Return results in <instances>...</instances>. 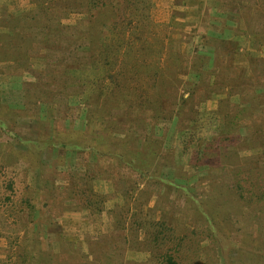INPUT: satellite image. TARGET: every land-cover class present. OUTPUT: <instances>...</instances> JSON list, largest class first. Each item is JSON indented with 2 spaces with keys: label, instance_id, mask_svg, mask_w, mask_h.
Masks as SVG:
<instances>
[{
  "label": "rangeland",
  "instance_id": "1",
  "mask_svg": "<svg viewBox=\"0 0 264 264\" xmlns=\"http://www.w3.org/2000/svg\"><path fill=\"white\" fill-rule=\"evenodd\" d=\"M54 1L53 22L47 19L48 24L44 23L51 35L57 16L67 27L78 26L90 16L86 6L61 13L63 7L81 0ZM221 1L150 0L137 15L128 7L123 21L120 10L105 9L103 14L92 9L88 19L91 30L99 29L98 36L109 50L100 48L98 38L94 45L78 46L77 51L85 56L70 59L69 52L58 53V61H74L79 63L76 67L65 65L47 73L52 66L46 50L22 37L28 19L17 22L16 37H5L7 20L32 13L35 1L0 0V119L14 128L19 138L57 136L64 142L75 139L82 143L95 139L101 145L108 140V151L124 148L128 153L141 152L142 161H147L146 173L176 178L178 184L187 186L195 197L209 204L208 212L225 242L213 245L208 235H200L205 227L198 230V213L191 210L189 229L179 220L176 223L179 264H264V125L251 121L250 130L242 126L233 132L230 140L219 146L227 167L212 172L210 162L196 164L197 145L203 142L206 151L213 140L211 131H190L188 136L180 131L187 122L180 119L181 109L202 113L201 119L213 115L212 130L221 132L227 121L223 109L240 103L239 94L215 82L213 70H227L237 77L242 73L244 79L264 75L256 70L259 66L264 70V34H256L259 28L254 23L250 28L255 33L248 32L247 24L248 20L263 24L264 0H241L239 13L223 10ZM105 19L106 24L99 26ZM75 37L69 36L71 46L80 39ZM58 44L60 49L67 46L56 38ZM45 46H50L48 41ZM18 60L21 63L14 62ZM51 60L56 61V56ZM67 68L71 69L66 76L63 70ZM218 86L217 95H212V88ZM183 99L188 103L182 104ZM192 117L197 115L192 112ZM247 137L251 143H246ZM232 151L233 157H227ZM156 153L158 156H153ZM237 163L242 168L240 185L237 178L229 183L221 177L222 173H234L231 166ZM116 169L108 159L69 150L47 149L30 157L25 145L0 132V264H97L93 255L99 243L95 242L105 236L109 247L108 242L116 236L112 235L115 228L109 211L124 200L111 178ZM74 173L95 175L84 185L79 180L77 183V187L82 185L95 193L87 194L97 202L91 210L78 204L82 195L75 193ZM139 188H143L142 183ZM37 192L36 224L29 226L28 209ZM160 195L183 204L184 196L177 189L146 192L142 204L148 219L138 232L140 239L167 233L164 219L176 211L168 215L163 207L153 210ZM98 201L105 202L102 212L96 210ZM176 214L179 217L181 212ZM40 217L51 218L53 226L48 227ZM171 245L166 238L164 247ZM194 255L198 259L192 261ZM128 256L137 264L152 261L147 253L129 252ZM108 264H117V257Z\"/></svg>",
  "mask_w": 264,
  "mask_h": 264
},
{
  "label": "trees",
  "instance_id": "2",
  "mask_svg": "<svg viewBox=\"0 0 264 264\" xmlns=\"http://www.w3.org/2000/svg\"><path fill=\"white\" fill-rule=\"evenodd\" d=\"M36 3L35 10L32 11V13L14 17L7 20V23L4 27L8 29V33H6L7 40L10 37H16L17 35V22H24L26 19H28L27 25H24V28L22 30V37L24 40L33 41L34 43L42 46L46 50V58L50 59L49 63L52 68L47 69V73L56 72L61 70L65 65L72 66V68L76 67L74 61H69L67 64L62 60L58 61V53L62 56V53L69 52V58L74 55L79 56H85L84 54H81L79 51H77L78 46L83 45L86 47H89L90 45H94L97 43L98 38L100 40L99 35V29L98 30H91L93 27L90 26V20L88 19L92 15V9H96V12L103 11L105 9H113V10H120V16L121 20L123 21L126 17L125 11H127V8L129 7L133 12L137 14L140 13L143 8L148 6L150 0H81L80 4H74L70 7H64L60 10L61 13L68 12V11H74L79 10L80 7H87L88 11L90 12V16L88 19L80 23L78 26L75 27H67L59 22L60 16H57L54 18L55 21V28L53 35L51 31L47 28V19L48 21H51L53 19L51 17V11H53V8L55 6L54 0H34ZM236 2L234 0H222L221 6L223 10H232L236 13H239L242 11V3ZM230 2H232V5H230ZM235 2V4H234ZM77 3V2H74ZM104 14V12H102ZM132 14V13H131ZM64 15H61L63 17ZM93 16H95V13H93ZM264 16V15H262ZM259 19H261V16H259ZM43 20V23H42ZM100 25H105L107 22V19L100 20ZM47 24H44V23ZM53 22V21H51ZM260 22V21H259ZM254 20H248V32L252 33H259L261 36L264 34V21L263 24L259 23ZM16 23V26L15 24ZM254 23L259 28V32L253 30V28H250L251 24ZM86 26V28H85ZM252 30V31H251ZM255 31V32H253ZM69 36H72L76 39L75 36L80 38L79 40H75V46L70 45V40L73 43V39H70ZM19 37V36H18ZM56 38H59L60 42H65L67 46L65 49H60L59 44L58 46L55 45ZM48 41V45L45 46V42ZM101 41V40H100ZM104 50H109L110 46L106 43V41H101L100 48ZM5 48L10 49L9 46H6ZM63 50V51H62ZM56 56V61L51 60V57ZM4 54H1V57H3ZM220 56V54H219ZM255 60V59H253ZM261 59H258L260 61ZM17 64L21 63L19 60L14 61ZM264 63V61H263ZM256 69L264 74V70L262 69ZM71 69V68H69ZM64 69L63 72L67 76V71L69 70ZM227 70H219V71H212L214 76H216L215 82L218 83V85L222 88L229 87L230 93L236 92L239 94L240 97V103L237 105H234L233 107L229 109H223L224 114L227 117L226 124L224 126V129L221 130V132H215L213 131L212 125L215 123V118L213 115L206 116L205 118L201 119V114H198L195 112V110L183 112V109H181L182 114H180V119L187 121L183 128H180V131H182V134L187 135L190 131H211V135L213 140L209 143L208 149L205 151L202 146L203 142L200 141L199 145H197V160L196 164L198 165H204L209 164L210 162V170H224L223 168L227 165L223 164V160L221 158L222 152L219 150V146L223 145V143L226 140H230L228 137H231L233 132H237L239 128H242V126H246L248 130H250V123L251 121H258L259 123H262L264 125V75L263 76H256L254 79H244L242 73L240 75L235 76L232 75L231 72H227ZM202 73H205L204 70ZM222 75V76H221ZM72 78V77H70ZM69 78V79H70ZM61 79H64V77H61ZM73 80V79H70ZM176 81V80H174ZM239 84V85H238ZM218 87L212 88L213 93L215 94V91ZM173 87L175 88V85L173 84ZM217 94H215L216 96ZM193 96V93H192ZM191 100V97L190 99ZM189 100L183 99L182 104L188 103ZM241 104H246L245 106H242ZM192 112L194 115H197V117H192ZM191 114V117H187ZM198 120H202L197 123V126L195 123ZM187 125V126H186ZM183 129V130H182ZM255 132V129H253ZM0 132L4 134L7 138H9L11 141L20 142L21 144L25 145L27 147V151L29 156L36 157L40 153L45 152L47 149H58L60 152L65 151H72L80 154H94L95 156H98L99 158L108 159L110 163L114 164V166L117 168L116 173H112V179L116 183V191L120 192L123 196V203L116 205L113 209L109 211V213L113 218V224L115 231L112 235L116 234L109 242L107 247V237H101L98 242V250L97 253L93 255V257L96 259L97 264H108L109 259H115L117 257V264H137L134 259L128 256L129 252H135V253H147L152 259V261H149V264H179V258L176 255V252L180 248V243H178L177 240V231L178 228L176 226L177 221L179 220L184 224V226L189 229L187 222L190 220V214L189 211L194 210L198 213V218L200 219V223H196L195 225L199 227L198 230L200 232L202 231L203 227H205V230L202 231V234L208 235L211 240L213 241V245L219 244V242H225V237L223 236V232L221 229L219 230L216 227L214 217L211 215V213L208 212V209L211 207L206 202L202 201L201 199H198L195 197L191 191L187 188V186L183 184H178L176 182V178H166L159 174H151L146 173L145 167L147 166V161H142L141 158V152H138L137 154L128 153L124 148L120 152L118 151H108L107 147L110 145L108 140H104L103 145L98 144L95 139L89 140L87 142H78L75 139H72L68 142L61 141V139L56 137H44V138H33V139H25V138H19L14 128L11 127L6 121H3L0 119ZM183 135V136H184ZM210 135V136H211ZM188 136V135H187ZM250 136V135H249ZM97 138V137H96ZM193 138V137H192ZM100 140L99 138H97ZM101 141V140H100ZM246 143H251L252 139L251 137L245 138ZM182 143V142H181ZM105 149H104V148ZM162 147H160L161 149ZM156 154H153V156H158ZM161 156V152L159 154ZM234 153L233 151L231 153H228L227 157H233ZM27 157V155H25ZM223 156V155H222ZM151 157V158H150ZM172 161L175 162L176 157L174 158V153L171 155ZM213 157V160L211 161ZM150 158V159H149ZM153 159L152 156L148 157V161H151ZM235 158H232V160ZM142 161V162H141ZM171 160H169L170 163H173ZM231 166V165H230ZM15 169V165L13 166ZM235 168V172H230L226 175L225 173H222L221 177H225V180H229L232 178H237V184L240 185L241 182L239 181V178L241 177L240 169L242 170L239 163L236 165H232L231 168ZM25 170V167H24ZM227 170V169H225ZM254 171V169H252ZM237 172V174H236ZM101 176L108 177L107 174H99ZM97 175L96 177H98ZM217 175V174H216ZM73 177V185L76 186L75 193L78 195H82L80 199H78V204H80L83 208H86L88 210H91L97 202H94L93 199H91V196L87 194H95L94 192H88L84 190V186H78L77 183L78 180L81 182V184L84 185L87 178H95L92 176L87 175H80L79 173H74L72 175ZM100 176V177H101ZM248 177H252L250 174ZM78 178V179H77ZM253 178V177H252ZM244 183H247L246 181H242ZM143 184V188H139L140 184ZM222 183V182H221ZM223 183L224 182L223 180ZM233 183V182H229ZM223 186V185H222ZM221 186V187H222ZM224 187V186H223ZM177 189L179 190L184 198H183V204L177 203L176 200H171L168 196L158 197L156 200L155 207L153 210H156V208H164L167 211V214L172 211L173 213L176 211H180L181 214L179 217H177L176 212L173 214V217L164 219L166 222V229L167 233L162 234L160 233H153V234H147L149 237L146 239H140L138 236V232L141 228H144L147 213L144 212V205L143 199L145 197V193L152 189V192H161L162 190H170V189ZM8 189L12 191V183L8 185ZM159 191H158V190ZM67 193L66 191H61L60 193ZM87 192V193H86ZM34 201L29 205V212H28V224L29 226L33 225L35 226L36 220L34 219L36 214V210L38 209V201L37 198H40V193L37 192L34 194ZM165 198V199H164ZM181 204V205H179ZM105 202L104 201H98V209H96L98 212H102L105 209ZM130 214V215H129ZM129 215V216H128ZM127 216V217H126ZM41 220L48 225V227L53 226V220L51 218L46 217H40ZM128 219V220H127ZM205 223V224H204ZM190 230H195V227H190ZM129 233V234H128ZM147 233V232H146ZM32 234V240H33V231L31 230ZM128 234V235H127ZM136 234V235H135ZM195 236L197 234L193 232ZM136 236V238H135ZM150 236L152 237L150 239ZM109 237V236H108ZM138 237V239H137ZM168 238L170 240V243H172L171 246L164 247V241ZM149 239V241H148ZM183 239V238H182ZM180 239V240H182ZM149 242V245H146V241ZM222 243V244H223ZM33 245V242L31 243ZM104 248V249H103ZM196 256V257H195ZM193 260L195 261L198 259L197 255L193 256ZM159 259V260H158ZM195 264V262H192ZM198 263V262H197ZM96 264V263H95ZM201 264V263H200Z\"/></svg>",
  "mask_w": 264,
  "mask_h": 264
}]
</instances>
